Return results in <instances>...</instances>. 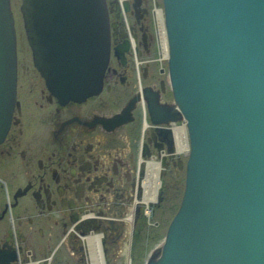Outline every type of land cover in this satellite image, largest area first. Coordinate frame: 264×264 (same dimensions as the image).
<instances>
[{
	"label": "water",
	"instance_id": "1",
	"mask_svg": "<svg viewBox=\"0 0 264 264\" xmlns=\"http://www.w3.org/2000/svg\"><path fill=\"white\" fill-rule=\"evenodd\" d=\"M162 1L169 75L193 150L182 207L149 264H264V0ZM9 4L0 0V141L14 94ZM21 12L48 88L64 98L94 94L109 59L101 8L93 0H22ZM143 95L154 122L182 119L149 88Z\"/></svg>",
	"mask_w": 264,
	"mask_h": 264
},
{
	"label": "flooded vegetation",
	"instance_id": "2",
	"mask_svg": "<svg viewBox=\"0 0 264 264\" xmlns=\"http://www.w3.org/2000/svg\"><path fill=\"white\" fill-rule=\"evenodd\" d=\"M114 1L107 0L112 14L118 18L110 19L113 28L112 49L100 92L82 102L60 104L49 93L50 90L43 80L46 90L41 92V97L45 98L46 107L44 104L38 106L44 113H36L35 117L38 119L35 132L32 131L34 125L29 124L27 128L26 120L29 116H26L24 101L19 98L22 66L20 67L18 62L16 85L18 109L14 113V120L12 119L13 123L11 122L5 140L0 144V244L4 247L8 238L11 246L18 244L20 247L18 258L23 264L28 260L43 264L50 256L51 244L55 240L63 241V235L69 238L76 222L89 221L93 225L96 220L95 223L105 232L103 239L109 247L108 253L119 249L120 243L123 244L128 239V229L126 225L123 227L124 222L118 219L124 216L122 208L125 212L129 210L126 204L129 205L127 202L133 196L135 182L131 170L132 162L136 163L133 157L137 155V151L134 154L132 148L138 149V142L142 136V108L137 106L127 123L119 127H109L110 130L106 127L107 131L99 124L90 127V123L100 114L113 115L122 110L138 91L141 80L145 86L160 91V84L167 83L169 72L168 62L164 63L165 60L160 59L158 55L152 13L154 1L141 2V12L138 13L131 11L134 2L127 3L130 5L128 19L116 11L113 13ZM122 30L128 35L134 31L136 46L139 44V51L135 49L136 56L129 58L128 55L133 53L129 49L124 56L125 61L118 58L115 50V44L128 40L129 36L122 37L124 35ZM141 35L145 36L144 40ZM149 54L152 59L158 55L155 62L157 65L151 64L152 60H143ZM136 59L140 60L141 67L135 71ZM154 65L155 71L151 68ZM31 66L38 76L43 78L33 61ZM160 95V100L164 101L165 105L173 99L168 84ZM143 112L150 122L149 109H144ZM45 120L50 129L47 125L46 131L43 132L42 122ZM36 136L37 138L33 139ZM24 138L27 141L24 140L23 145ZM147 139L149 144H155L151 135ZM32 142L33 145L30 144ZM156 142L159 144H157L159 147L155 145L158 150H167L166 145L163 149L161 142L157 140ZM177 153L178 159L184 155L182 151ZM17 161L18 168L11 164H16ZM166 163L160 169L163 182L159 193L164 196L162 190L165 189L166 176L180 175H178L180 167L176 166L177 164ZM118 178L122 180L121 185L124 188L117 196L114 183ZM21 199L29 206H19ZM165 199L166 197L163 198V202ZM156 207L154 205L152 208ZM71 220L75 222L72 223ZM157 224L155 222L153 227H157ZM76 240L77 237L74 238V242Z\"/></svg>",
	"mask_w": 264,
	"mask_h": 264
},
{
	"label": "bare ground",
	"instance_id": "3",
	"mask_svg": "<svg viewBox=\"0 0 264 264\" xmlns=\"http://www.w3.org/2000/svg\"><path fill=\"white\" fill-rule=\"evenodd\" d=\"M93 1H94V3H96L97 6H99V8H101V11L105 14L104 17L106 19L107 26H108L107 36L109 39L108 47H109V59H110V53H111V49H112L111 48L112 47V39H111L112 35H111V20L110 19L111 18L113 19V17H115V18H118V17L116 15L112 14V12L108 10L109 5L107 3V0H93ZM138 1H140V0H115L114 4H113L114 8H115L113 10V13H114V11H116L121 16H123V18L128 19V16H127L128 12L126 10L127 3H129V4L131 2L136 3ZM9 3H10V0H9ZM132 6H133V8H132L133 12H136V13L140 12L139 11L140 5L137 7V4H133ZM9 8H10V12H12L10 4H9ZM163 10L164 9L162 7V9L160 8L159 11H156V24L158 25L157 26L158 35L156 38L158 41L157 40L156 41L158 42V46L160 48L159 49V52H160L159 57H161L162 60H165L168 57H170L169 56L170 52H169V46L167 43V23H166V18H165V12ZM72 19L73 20H69V25L72 27V23H74L73 26L76 25L79 28V32L77 35V36H79V34H81L80 33L81 23L79 22V20L76 18L75 15H73ZM123 33H124V35L122 36L123 38H126L127 36H129L127 42L124 41L121 44H119V43L115 44L116 45L115 50L118 54L117 56L122 61H124L123 56L125 55V53L129 49H131V51H133V53H135V54H136V51H135L136 48H137V52L139 51V44H138V46H136L137 41H136V38L133 37V34H135L134 31H133V33H130V35H128L125 30H122V34ZM14 34H15V30H14ZM117 36H118V33L115 34V38H117ZM141 36H142V40H144L145 36H143V35H141ZM109 59H108L107 64L105 65V68L109 63ZM17 60H15V62ZM138 62H140V61H136L137 66L135 67V71L139 67H141V64L138 65ZM17 65H18V62H17ZM14 67H15L14 68V79H13V84L11 86V93L16 91V85H17V69H16L17 66L14 65ZM105 68H104L102 79L104 78V75L106 72ZM139 70H140V68H139ZM101 72H102V70H101ZM168 80L170 83V87H171L172 91L174 92V97L171 101V102H173V104L167 103V105H165L164 104L165 102L160 100V96H161L160 93L164 92V87L167 84V83L165 84L163 82L162 85L160 84V87H159L161 92L158 90H155L149 86L142 85V83H140L141 93L136 92L135 95L131 98V100L126 105L127 107H131L132 104L135 102L136 105L134 107H132L133 109H136L137 106H138V108H142V110L149 109L148 102L143 95V90L146 88H149L150 90H152L154 93L157 94L159 106L167 107V108L178 107V113L181 115L182 119L184 117L186 120V122H184L182 126H178L177 125L178 119L168 121V122H154L151 119V121L149 122L148 118L145 117V120H146V123H145L146 127L145 128L150 127V131L149 132L145 131V134H148V136L151 135L152 141H154L156 145L158 144V142H156V140L161 142V146H163V149L166 145L167 150L166 149L164 151L161 150V153L159 154V156H156L157 158L155 157L156 159H152V160L149 159L148 160L149 163L147 161L148 165H145V167H144V164L139 163L136 166L135 163L132 162L133 169L131 170V172L136 176V177H134L135 183H133V190H132L133 196L131 197V200L129 202H127L129 205L126 204V207H129V210H127L125 212L124 209L122 208L124 216H120L121 219H118L119 221L121 220L126 224V227L128 229V234H129V229H131L132 227H133V233H134V229L137 226L136 223L138 222V219L141 217V213L139 210V207L141 205H145L144 214H145L146 208H147L146 213L149 214L150 209H153L152 207L154 205L159 204V203H156V204H154V203L156 201H159V198L161 196V194L159 193V190L161 189V186H162V182L160 181V178H161L160 169L163 167V165L167 164L166 162H170V163L173 162V163L177 164L178 161L180 162V160H179L180 158L178 159L177 155H176L177 152L182 151V153H184V155H188V157H189L191 151L193 150V146L191 145L192 140L190 139V136H189L190 133L188 131L189 122H188V119L185 116L183 110L179 107L177 94L175 97L176 88H175V83H174V79H173L172 75L168 74ZM102 84H103V81L99 84V86L97 88L101 89ZM158 92H160V93H158ZM51 94L53 97L56 98V100L60 104L82 102V101L87 99L86 97H84V98L60 97V94H55L54 90L51 91ZM17 105H18V103L16 101V107H18ZM163 105H165V106H163ZM126 106H125V109L123 110V112H121L119 115L114 116L112 119H106V121L108 122V124H106V125H108L109 127L112 128V127H119L120 125L127 123L131 119L130 115H131L133 109L130 111L131 113H128ZM4 112H5L4 113V126L7 127L10 116L13 113V111L9 109V102H8ZM144 114H146V113H144ZM149 115H150V110H149ZM11 122L13 123V121H11V119H10V122L8 125V130H7L4 138L0 141V143L5 140L6 135L10 130ZM145 148L146 147H143V151H141V153H140V156L142 158L146 157ZM152 204H154V205H152ZM182 204H183V202H182ZM124 213H126V214H124ZM175 218H174V220H175ZM174 220H173V222H174ZM95 222H96V220H95ZM95 222L93 225L89 221L85 222V223H79V222L74 223L76 228L75 227L72 228V230L70 232V237L68 238V240H70V242H74V238L77 237V240L74 243V245L70 246L74 249L78 250V248L81 249L84 246H86V248L88 247V249H87L88 250L87 251V257L88 258L87 259H88L89 264H106L105 259L108 258V255H107L108 252L107 251H108L109 247L106 245L105 239H103V234H105V232L102 231L100 229V227ZM173 222H172V224H173ZM87 229H88V232L92 233L88 237L89 242L84 241L83 238L80 239L81 235L85 234ZM169 230H170V228H169ZM128 236H130V234ZM167 236H168V234H167ZM167 236L163 240L161 245H159V247H161L164 243H166ZM8 242H10L9 239L5 243L4 247H0V264H23L21 262L20 258H18V251L20 249L18 244L11 246ZM85 242H86V245H85ZM23 250H24V248H23ZM130 259H129V261H130ZM150 260H151V258L148 259L147 264H149ZM26 264H39V263L34 262L32 260H28L26 262ZM43 264H46V263L44 262Z\"/></svg>",
	"mask_w": 264,
	"mask_h": 264
},
{
	"label": "rangeland",
	"instance_id": "4",
	"mask_svg": "<svg viewBox=\"0 0 264 264\" xmlns=\"http://www.w3.org/2000/svg\"><path fill=\"white\" fill-rule=\"evenodd\" d=\"M143 1L144 0H140V1L136 2L135 4H137V7L139 5L141 6V2H143ZM153 1H154L153 2L154 7H155V14H154V9L152 12L153 16H154L153 17V19H154L153 25H154L155 38H157V35H158L157 26L158 25L156 24V11H159L160 8L162 9L163 4H162V0H153ZM10 5H11V10H12V14L14 17V21H15V28L17 31V39H18V41H17L16 35H15V43H16L15 50L17 49L16 60L18 59L15 62V66H18L17 62L20 63V67L22 66V73H21L20 83H19V93H20L19 98L24 101V107L26 108L25 113H26V116L27 115L29 116V118L27 117L28 120H26L27 128H28L29 124H32V125H34L32 131L35 132V124H37V119H38L37 117H35L36 113L37 112L40 114L44 113L42 111V109H40L38 106H39V104H44V107H46V105L44 103L45 98L41 97L42 96L41 92L42 91L45 92L46 89L43 86V80L44 79L40 78L38 76L37 72L34 71V69H32V66H31L32 55H31L30 47H29L28 42H27L25 30L23 27L22 15H21V10H20L21 0H11ZM108 10L111 11L109 8H108ZM126 10H127V12H129L130 5H127ZM139 11L141 12V7H139ZM112 30H113V28L111 26V35H112ZM157 49L158 50L160 49L159 46H157ZM159 54H160V52H159ZM158 55H156L155 58L152 59L151 55L149 54L146 57H144L143 60H146V61L152 60L151 64L152 63L155 64L156 60H158L157 59ZM124 56H123V58H124ZM132 56L134 57V56H136V54L132 53V55H128L129 58H131ZM160 59H162V58L160 57ZM169 60H170V57L165 59L164 63L168 62ZM124 61H125V58H124ZM136 61H137V59L135 60V63H134L135 67L137 66ZM138 61H140V60H138ZM140 64L141 63L138 62V65H140ZM157 64L158 63H156L155 65H157ZM155 65L153 67H151L152 70H154V71H155ZM107 67H108V65L106 66L105 70L107 69ZM156 69H158V68H156ZM167 69H168V66H167ZM134 70H135V68H134ZM39 75L42 77L40 72H39ZM139 82L142 83V80ZM140 83L138 86L139 89H138L137 93H141ZM167 84L169 87V91L172 93V97H174V92L172 91V89L170 87L169 80L167 81ZM142 85H144V84H142ZM49 93H51V91ZM16 101L17 100H16V91H15L14 94L12 95V98H10V100H9V109L13 111V113L10 116L11 121H12V119L14 120V118H13L14 113L18 109V107H16ZM170 103L173 104V102L169 101V104ZM135 105L136 104L134 102L131 107L126 106L128 113H131L130 111L133 109L132 107H134ZM124 109H125V106L122 108V110H120L119 112H117L113 115L112 114L111 115H101L100 114L97 118H95V120H93V122L90 123V127H92L93 125L99 124L102 126V129L104 131H107L109 126L106 125V124H108L106 119H112L114 116L119 115L121 112H123ZM134 110L135 109H133L132 112ZM108 116H112V117H108ZM141 117H142V120H141V135L142 136L138 142V146H137L138 149L135 150L134 148H132V150H133L134 154H136L135 151H137V155L135 157H133L135 162H136L135 163L136 166H137V164L141 163V164H144V167H145V165H148L147 161L149 159H151V160L156 159L157 158L156 156H159V151H161V150H158L159 148L157 146H155L156 144H149L148 143V139H147L148 134H145V131L149 132L150 127L145 128L146 127V124H145L146 123V120H145L146 116L143 113V110H142ZM46 120H45V122H42V125L44 124L42 127L43 132L46 131V129H47L46 126L48 125V123H46L47 122ZM184 122H186L185 118L184 117H183V119L180 118L177 121V125L182 126ZM48 127H49V125H48ZM106 127H107V129H106ZM49 129H50V127H49ZM56 130H57V128H56ZM108 130H110V129H108ZM129 131H130V129H129ZM27 132H28V130H27ZM25 138H26V136H25ZM25 138L22 139L23 145L25 144V141H24V140H26ZM36 138H37V136L34 137L33 139H36ZM30 144L33 145L34 143L32 142ZM191 145H192V143H191ZM147 146L151 147V148H149L150 150L147 148ZM143 147H146L145 148V153H146L145 158H142L140 156V153H141ZM191 153H192V151H191ZM191 153H190V155H191ZM179 160H180V162L178 161L179 164L177 163V165H176V166L180 167V171L177 169L179 172L178 175L180 174L179 177L177 176V174H176V176L174 174H169L166 176L167 179L165 180L166 181L165 189L162 190V193L165 194V196L161 194L162 198H159V201H156L159 204L155 205V206H157L155 209L154 208L150 209L149 214L146 213L147 208H146L145 214H144L145 205H141L139 207L141 217L143 216L144 218L140 217L138 219V222L136 223L137 226L134 229V233H133V227L131 229H129L130 236L127 237L128 239H126V241H124L123 244L120 243L119 249H116L115 251H111L107 254L108 258L105 259L106 264H147L148 259H150L152 257L153 253L156 251V249L159 247V245H161L163 240L166 238V236L169 232V228H170L174 218L177 216V214L179 213V211L182 207V202L184 201L183 195H184L185 190H186L185 189L186 173H187L186 171H187V164L189 163V157H188V155H183L182 158ZM148 163H149V161H148ZM11 164H12V166H15V167L17 166V168H18L19 162L17 161L16 164L15 163H11ZM171 164L175 165L173 162ZM122 170L120 171V173H121L120 175L123 174ZM161 176H162V174H161ZM134 177H136V176L134 175ZM161 179H162V177L160 178V181H161ZM121 182H122V180H120V178H118L116 180V182L114 183V185L116 186L115 195H117V196L119 195V192L124 188V186L121 185ZM161 182H163V181H161ZM161 188H162V186H161ZM165 197H166L165 202H163V198H165ZM116 199H117V197H116ZM19 206L25 207V206H29V205L27 202H25L24 199H21ZM75 221H77L76 218H75ZM75 221L71 220L72 223ZM141 222H143V223H141ZM155 222L158 223L157 224L158 226L154 228L153 226H154ZM122 225L124 227L126 224L122 223ZM90 234H91V232H88V230H87L85 234L81 235L80 239L83 238L84 241L89 242L88 237L90 236ZM12 235H13V233H12ZM62 238H63V241L55 240L51 244L50 256L44 260V262L46 264H89L88 259H87L88 258L87 257L88 247L86 248V246H84L81 249L78 248V250L74 249L70 246L74 245L75 242H70V240H68L67 235L66 236L63 235ZM85 245H86V242H85ZM0 247H2L1 244H0ZM66 258H69V260H67ZM129 259H130V261H129ZM54 261H56V262H54Z\"/></svg>",
	"mask_w": 264,
	"mask_h": 264
}]
</instances>
